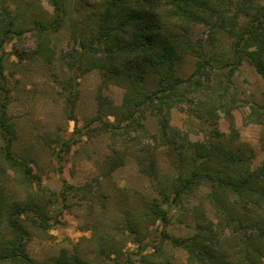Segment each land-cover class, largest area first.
<instances>
[{"label":"trees","instance_id":"obj_1","mask_svg":"<svg viewBox=\"0 0 264 264\" xmlns=\"http://www.w3.org/2000/svg\"><path fill=\"white\" fill-rule=\"evenodd\" d=\"M48 2L52 10L45 18H35L32 27H25L19 8L14 13L5 7L0 9V49L10 34L22 36L29 29L38 42L36 53L49 63L55 57L51 35L69 24L74 46L64 54L70 72L65 89L73 88L74 76L88 70L83 65L85 60L101 72L104 87L115 84L124 89L123 102L117 108L100 90L97 113L92 119L98 124L95 130L109 138L108 173L122 167L130 155L141 165L149 161L141 170L152 179L158 198L144 204L143 215L153 223L168 222L169 210L164 206H178L184 198L205 193V203L214 217H209L202 210L204 202L200 203L201 208L199 205L192 211L194 233L170 239L174 246L187 251L190 262L264 264V252L251 241L253 233L264 237V161L252 167V150L236 140L237 133L226 134L211 126L210 134L223 141L204 148L171 123L172 110L184 103L199 119L204 118V100L214 101L230 112L239 100L231 92L233 77L244 62L264 78V3L104 0L99 8L68 23L69 12L63 0ZM197 27L205 30L204 38H195ZM224 41L228 46L222 49ZM248 41L258 47L247 48ZM188 59L194 66L184 76L182 68ZM74 95L77 98V93ZM7 98L6 94L0 104V164L19 171L29 182L34 178L32 169L27 159L13 150L16 131L7 115ZM75 98H68L66 104L71 119ZM111 115L114 121L109 119ZM159 149L172 151V166L177 170L165 186L152 158ZM47 213L46 209H33L28 200L8 203L0 184V264H43L30 255L27 246L32 229L46 224ZM125 227L141 244L140 224L127 218ZM101 253L118 254L104 249ZM137 258L129 255L125 262L119 256L115 259L116 264H175L160 245H154L150 253L140 250ZM47 264L95 263L80 252L62 250Z\"/></svg>","mask_w":264,"mask_h":264},{"label":"rangeland","instance_id":"obj_2","mask_svg":"<svg viewBox=\"0 0 264 264\" xmlns=\"http://www.w3.org/2000/svg\"><path fill=\"white\" fill-rule=\"evenodd\" d=\"M103 2L63 0L69 12L68 23L99 8ZM4 7L13 13L19 8L25 27H32L35 18H45L52 10L48 0H0V9ZM67 25L51 35L55 57L49 63L36 53L38 42L29 29L22 36L10 34L0 49V104L7 94V115L16 131L13 150L18 157L27 159L34 176L25 182L19 171L0 164V184L8 203L28 200L36 211H48L46 224L32 229L28 252L43 264L52 262L62 250L80 252L95 264H116L117 256L122 262L129 255L135 260L140 250L150 253L154 245H160L173 263L197 264L190 262L187 251L174 246L170 239L194 233L191 216L194 207L201 208L200 203L204 202L202 210L214 217L210 205L205 203V193L200 191L184 198L178 206H164L169 210L167 223H153L144 217V204L158 198L152 179L141 170L149 161L141 165L130 155L122 167L109 174V138L99 134L94 128L98 124L92 121L97 113L99 91L117 108L123 102L124 89L115 84L104 87L101 72L88 60L83 64L88 70L74 76L73 88L65 89L70 72L64 54L74 46ZM205 35L203 28L194 31L195 38ZM227 46L224 41L222 49ZM246 47L253 49L258 44L248 41ZM193 64L188 59L182 75L189 74ZM233 80L231 92L239 100L230 112L214 101L204 100V118L199 119L190 114L188 104L184 103L172 110L171 123L204 148L223 141L210 134L211 126L226 134L237 133L236 140L251 148L252 167L256 168L264 161V78L244 62ZM68 98L76 99L73 119L66 111ZM109 119L114 121V116ZM2 144L0 135V147ZM152 158L161 185L171 183L177 174L172 166V151L159 149ZM127 218L140 224L141 244L126 229ZM251 241L264 252V237L253 233ZM103 249L108 253L117 251L119 255L107 256L101 253Z\"/></svg>","mask_w":264,"mask_h":264}]
</instances>
